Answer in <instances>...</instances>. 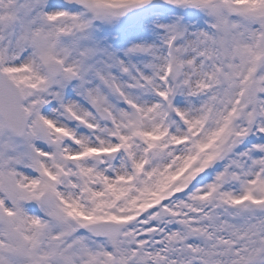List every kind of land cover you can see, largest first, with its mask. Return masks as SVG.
Listing matches in <instances>:
<instances>
[{
  "label": "snow or ice",
  "instance_id": "obj_1",
  "mask_svg": "<svg viewBox=\"0 0 264 264\" xmlns=\"http://www.w3.org/2000/svg\"><path fill=\"white\" fill-rule=\"evenodd\" d=\"M0 264H264V0H0Z\"/></svg>",
  "mask_w": 264,
  "mask_h": 264
}]
</instances>
